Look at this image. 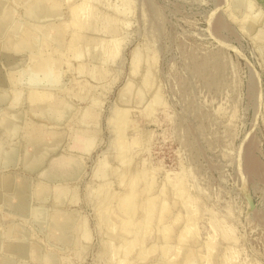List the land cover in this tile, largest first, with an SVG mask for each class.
Returning a JSON list of instances; mask_svg holds the SVG:
<instances>
[{"label": "rangeland", "instance_id": "1", "mask_svg": "<svg viewBox=\"0 0 264 264\" xmlns=\"http://www.w3.org/2000/svg\"><path fill=\"white\" fill-rule=\"evenodd\" d=\"M180 263L264 264V0H0V264Z\"/></svg>", "mask_w": 264, "mask_h": 264}, {"label": "bare ground", "instance_id": "2", "mask_svg": "<svg viewBox=\"0 0 264 264\" xmlns=\"http://www.w3.org/2000/svg\"><path fill=\"white\" fill-rule=\"evenodd\" d=\"M76 6H77V5H76ZM78 6H79V5H78ZM73 8H74V6H73ZM75 8H76V7H75ZM77 8H78V7H77ZM76 10H77V9H76ZM248 11H249V10H248ZM71 12H72V11H71ZM42 14H43V13H42ZM42 14H41V16H42ZM44 18H45V17H44ZM37 19H38V18H37ZM46 19H47V17H46ZM133 70H134V69H133ZM41 95H42V94H41ZM44 97H45V96H44ZM44 97H43V98H44ZM40 99L42 100V98H40ZM38 100H39V99H38ZM38 100H37V101H38ZM17 115H18V114H17ZM60 117H61V116H60ZM22 119H23V117H22ZM59 119H60V118H59ZM58 121H59V120H58ZM6 135H7V134H6ZM6 140H7V139H6ZM54 148H56V147L54 146ZM29 157H30V156H29ZM34 158H35V156H34ZM34 162H35V160H34ZM36 162H37V161H36ZM37 163H38V162H37ZM37 163H36V164H37ZM39 163H40V162H39ZM30 167H33V166H30ZM28 168H29V167H28ZM33 168H34V167H33ZM34 169H35V168H34ZM4 184H5V183H4ZM6 184H7V183H6ZM6 184H5V185H6ZM6 186H7V185H6ZM110 194H111V193H110ZM122 201H123V200H122ZM123 203H124V202H123ZM124 207H125V206H124ZM121 229H123V228H121ZM180 238H181V237H180ZM30 242H31V241H30ZM121 243H122V242H121ZM24 244H25V243H24ZM119 244H120V243H119ZM124 244H125V243H124ZM19 245H20V244H19ZM127 247H128V246H127ZM20 248H21V247H20ZM25 248H26V247H25ZM22 249H23V247H22ZM30 249H31V248H30ZM128 249H129V248H128ZM24 250H25V249H24ZM26 250H27V249H26ZM16 251H17V250H16ZM21 251H22V250H20L19 252L21 253ZM22 255H23V254H21V257H22ZM19 256H20V254H19ZM25 257H26V255H25ZM183 259H184V258H183ZM185 259H187V260L189 261V259H190V258H189V254H188L187 258H185ZM182 261H183V260H182ZM8 262H9V261H8ZM52 262H53V261H52ZM180 264H183V263H180Z\"/></svg>", "mask_w": 264, "mask_h": 264}, {"label": "crops", "instance_id": "3", "mask_svg": "<svg viewBox=\"0 0 264 264\" xmlns=\"http://www.w3.org/2000/svg\"><path fill=\"white\" fill-rule=\"evenodd\" d=\"M52 170H53L52 173H53L54 175H56V173H58V172H57V171H58L57 168L54 167Z\"/></svg>", "mask_w": 264, "mask_h": 264}]
</instances>
